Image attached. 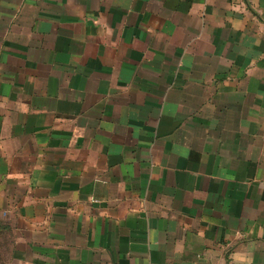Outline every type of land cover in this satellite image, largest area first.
<instances>
[{
  "label": "crops",
  "instance_id": "1",
  "mask_svg": "<svg viewBox=\"0 0 264 264\" xmlns=\"http://www.w3.org/2000/svg\"><path fill=\"white\" fill-rule=\"evenodd\" d=\"M0 264H264V0H0Z\"/></svg>",
  "mask_w": 264,
  "mask_h": 264
}]
</instances>
